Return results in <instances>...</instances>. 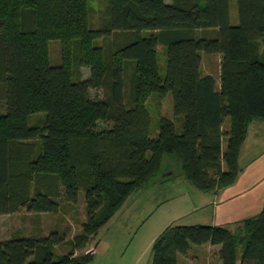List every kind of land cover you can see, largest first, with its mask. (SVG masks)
Wrapping results in <instances>:
<instances>
[{
	"label": "trees",
	"instance_id": "obj_1",
	"mask_svg": "<svg viewBox=\"0 0 264 264\" xmlns=\"http://www.w3.org/2000/svg\"><path fill=\"white\" fill-rule=\"evenodd\" d=\"M88 1L0 0V215L20 208L57 213L61 189L72 204L82 191L86 205V221L67 242L68 252L54 257L64 242L57 232L12 237L0 241V264H89L86 246L129 196L174 174L150 181L166 158L179 160L177 174L197 189L216 192L241 171L249 124L264 121V0H236L234 25L229 0H107L97 29L88 22ZM209 29L214 35L197 36ZM117 33L128 36L112 49L106 39ZM99 38L107 43L95 46ZM55 39L62 43L61 62L52 65L48 43ZM201 53L220 56L218 84L202 73ZM127 63L136 65L131 106L125 105ZM80 67L89 68L87 78ZM100 87L107 96L91 99L90 90ZM149 92L172 96L174 121L162 118L155 138L140 95ZM36 113L43 114L41 126L30 124ZM99 122L110 127L97 130ZM206 244L220 246L215 264H236L238 251L239 264H264V206L233 231L167 226L153 243L151 264H178L191 245Z\"/></svg>",
	"mask_w": 264,
	"mask_h": 264
},
{
	"label": "rangeland",
	"instance_id": "obj_2",
	"mask_svg": "<svg viewBox=\"0 0 264 264\" xmlns=\"http://www.w3.org/2000/svg\"><path fill=\"white\" fill-rule=\"evenodd\" d=\"M164 1L166 3L173 2V0ZM87 5L89 25L92 29H97L105 17L107 0H89ZM228 12L231 24H236V0H229ZM196 33L197 36H200V34L212 36L214 35V30H198ZM142 34L147 35L149 32ZM124 35L127 34H113L110 39L106 40L110 42V47L114 49L115 46L126 41L127 37ZM104 41L103 38H99L94 42V45L101 46ZM107 41L105 42L107 43ZM61 45V41L57 39L48 43V54L52 65H57L61 62ZM165 64V48L159 45L157 47V67L161 79L165 76ZM201 69L203 74H211L218 84L220 56L201 53ZM79 70L81 78H87L90 75L88 67H80ZM124 71L125 105L129 106L132 99V85L134 84L136 65L127 63ZM107 93L108 91L105 87L95 88L90 90V97L94 100H102L107 96ZM3 94L4 89L0 85V113L5 111ZM140 95L145 97V105L151 119L149 137L155 138L158 135V124L162 118L174 121L171 93L169 92L163 97H160L156 92L146 93L145 96L140 93ZM42 121L43 114L36 113L30 117V124L41 126ZM175 124L179 128L180 120L175 121ZM228 125L229 119L225 118L222 125L223 132L228 129ZM109 127V122H99L96 129L106 130ZM35 143L37 145L38 141L36 140ZM226 144L227 138L224 137L222 138L223 150L226 148ZM247 144L248 141L246 142ZM179 170V160L173 157L166 158L161 163L157 176L151 178L150 181L160 175L167 176L166 174L172 171L174 174L170 178L165 179L162 184L152 181V183L147 185L149 188L134 191L129 196V200L89 241V244L97 243L96 254L89 264H151L153 243L166 226L194 225L193 217L195 218L196 214H188L191 205L194 204L192 194L204 192L196 189L178 175ZM60 191V196L56 199L59 206L57 213H29L24 208H20L11 214L0 215V241L19 236H47L50 232H57L64 242L55 246L54 257L57 258L59 255L68 252L70 246L67 242L81 232V226L86 221V205L82 191L78 194L76 204L67 202L63 197V190L61 189ZM185 202L188 205H185ZM177 217L179 218L176 219ZM204 247L203 245H191L186 256L178 255V264H205L204 262H207L208 259L217 258L215 250L210 251L211 258L208 257ZM77 253L80 252L78 251ZM239 257L240 252L238 251L236 264H239Z\"/></svg>",
	"mask_w": 264,
	"mask_h": 264
},
{
	"label": "crops",
	"instance_id": "obj_3",
	"mask_svg": "<svg viewBox=\"0 0 264 264\" xmlns=\"http://www.w3.org/2000/svg\"><path fill=\"white\" fill-rule=\"evenodd\" d=\"M247 141L248 144L246 145ZM238 163L241 171L232 185L216 192H192L194 204L191 205L190 211L189 213H187L189 215L190 213L196 214L195 218L193 217L195 221L193 223L194 225L203 224L211 226H221L227 228L230 231H233L241 221L246 218L253 217L261 211L262 207L264 206L263 120H254L249 124L246 138L240 150ZM163 182L164 181H158L155 183L162 184ZM145 188L149 187L146 186ZM128 200L129 199H127L126 202ZM186 204L187 203L185 202V205ZM178 218L179 217H177L176 219ZM203 246H205L204 248L208 253V257L211 258V254H209V252L214 250L217 255V258H214L216 259L215 262L214 259H208V261L204 263H219L220 260L218 257V251L220 250V246H211L208 244ZM96 248L97 243H88L84 250V253L91 254L93 260V257L96 254Z\"/></svg>",
	"mask_w": 264,
	"mask_h": 264
},
{
	"label": "water",
	"instance_id": "obj_4",
	"mask_svg": "<svg viewBox=\"0 0 264 264\" xmlns=\"http://www.w3.org/2000/svg\"><path fill=\"white\" fill-rule=\"evenodd\" d=\"M170 173H167L166 175H169Z\"/></svg>",
	"mask_w": 264,
	"mask_h": 264
}]
</instances>
